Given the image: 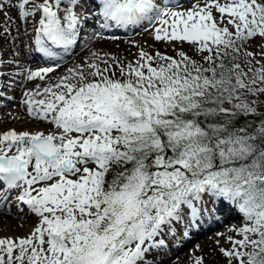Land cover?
I'll return each mask as SVG.
<instances>
[{
  "label": "snow or ice",
  "instance_id": "1",
  "mask_svg": "<svg viewBox=\"0 0 264 264\" xmlns=\"http://www.w3.org/2000/svg\"><path fill=\"white\" fill-rule=\"evenodd\" d=\"M93 5L99 16L89 17ZM16 7L22 20L40 14L36 51L48 57L49 45L67 50L101 17V28L152 25L175 54L137 46L122 62L93 52L103 68L89 62L23 93L27 115L53 130L0 135V204L15 191L38 217L29 235L0 238V264H155L158 236L183 224L186 238L225 209L241 226L217 233L229 245L216 240L224 264H264V43L249 50L264 41V0H196L184 11L163 0ZM53 71L23 69L28 81Z\"/></svg>",
  "mask_w": 264,
  "mask_h": 264
},
{
  "label": "rangeland",
  "instance_id": "2",
  "mask_svg": "<svg viewBox=\"0 0 264 264\" xmlns=\"http://www.w3.org/2000/svg\"><path fill=\"white\" fill-rule=\"evenodd\" d=\"M3 1L8 3L11 0H3ZM15 1H16V3L19 2V0H15ZM34 2L38 4V3H41L42 0H34ZM165 2L166 1L163 0L164 4H165ZM200 2L202 4L203 0H200ZM194 3H196V0H173L170 4L167 5V3H166L165 5L168 7H172L173 10L184 11L186 9H190ZM26 7L30 8L31 5H28ZM78 9L79 8L74 9V10L78 11ZM89 14H91V13H89ZM214 15L218 16L219 14L214 13ZM39 17H40V14L37 13L35 17H29V18H27V20L21 19L23 21L22 22V25H23L22 26V37L23 38L26 39L27 30H29L31 32V35H32V32H34V29H36V27L38 26L37 21H38ZM87 27H93V22H90L89 24L85 25V29H86L85 32H87L89 30V28H87ZM97 34H100V33H97ZM118 35H120V36H118ZM32 37H33V35H32ZM100 37L105 38V39H107V38L108 39H115V38L124 39V40H128L130 42V45H128V46H125V45L116 46V49H114V51H107L109 56L117 57L122 62H127V61L130 62V61H134L136 59V55L138 53V47L137 46H142L144 48V50H146L150 53H154L155 51L159 50L161 52H167V54H169V55L175 54L173 51V47L171 45H169L163 41L157 42L154 40V36H153V32H152V25H148L147 30H145L144 27H139L136 30H132V29L128 30L124 34H111L109 32H105V33L100 34ZM29 39H26L24 41V45H25V48L27 51L32 49V41H31V43H29V41H30ZM84 39H85V36L83 35L82 39L79 41L80 44L82 43V41ZM253 43L256 45V47L251 48L249 50L259 52L260 51L259 44L264 43V41L257 38V40L254 41ZM177 47H178V45H177ZM183 50L188 52V54L190 56H195V58H197V59L199 58V56L196 55L192 51L191 47L188 44H184ZM98 53H101L100 54L101 58L102 57L108 58V56H105L106 53H104L103 51H99V52H97V54ZM116 53H118L117 56H116ZM92 54H93V52L91 51L89 55L82 56L81 61H80L81 63H77V64L80 65V64H87V63L91 62L90 58L93 56ZM5 55H6L5 49L2 45H0V61H2V63H0L1 67L6 63L5 61L7 59H6ZM72 55H73V53L66 56V57L70 58ZM66 57H63L62 61H60V62L57 61V62L51 63L54 60H50V61H48L49 63H45L44 66L52 67L55 70V69H57V67L64 66ZM257 58H259V57H257ZM239 62L242 63V60ZM10 63L16 64V63H18V60H11ZM32 63L36 64V62H32ZM97 63H99L100 67H102V68L105 66L104 64L100 63L99 60H97ZM41 64H43V63H41ZM1 67H0V70H1ZM67 68L73 69L70 66H67L65 69H67ZM22 69H24V68L14 67L12 70H8L9 72L7 70H4L5 72L1 71L2 75H3V76H0V82H1V86H0V107H2V108H0L1 112L7 111L13 107H17V105L19 103L17 97H15V94H14L15 93L14 84L19 85L22 82L21 74L24 73ZM245 70H247V69H245ZM67 72H68V70H67ZM64 73H66V71L61 73L60 76H63ZM52 74L57 75L58 73L55 71ZM53 75H51V76H53ZM117 76H119L118 70H117ZM8 97H12L13 99H8ZM23 99L21 98L20 101ZM261 99H264V96H261ZM4 108H7V109H4ZM1 112H0V118L3 120L0 119V122H1L0 123V135H2L3 133H5L7 131H10V130H15L18 133L22 132V131H27L28 128L25 127L26 124H23L24 127L21 130L18 129L19 123H21L23 121H30L26 116H24V115L16 116L15 113L10 112L11 114H8L7 116H5V118H2L3 113L1 114ZM4 126L6 127V129H4L5 128ZM29 129H31V128H29ZM40 129H41V131L42 130L45 131V127H43L42 125H41ZM32 130H34V132L40 131L38 129V127L35 128L34 125L32 127ZM34 132H32V133H34ZM15 208L18 209L19 211H22L23 213L27 212V210H26L27 206H25L23 204H19L18 201L15 200V193H14L13 196L9 197V200L7 203H3L0 205V214L2 215V216H0V238H4V237L16 238V237H18V235H26L27 236L28 233L30 234L33 231L34 227L36 226L35 225V226L27 228V229L21 228V229H18L19 231H17L16 230L17 228L15 227V224H16L15 220L12 219V215H11V218L9 216L10 215L9 212ZM174 227H175V235L167 234V232H165V234H163L162 236H158L160 238H157L158 240H160V239L164 240L165 244H164L162 249L166 252L170 251V249H168L170 247V245H176V244L183 245L184 244V243H182L183 237H184L182 235V232L184 230V225L183 224H175ZM230 227H232V226H230ZM228 228L229 227L224 228V231L226 233L228 231ZM221 232L222 231H219V232L217 231L215 233L216 236L213 237V239L208 240L207 243H200V241H199V243H196L194 246H192L190 248V250H189V248L187 250H185V251L189 250L188 251L189 253L186 254L181 259L180 258L179 259H177V258L162 259L157 264H190L189 263L190 262V256L192 254L205 256L206 257V264H224V258L220 255L219 250L216 247V240L219 239L221 246H223L225 248H227L229 245L227 244V242L225 241V239L223 237L217 236V233H221ZM203 234L200 237H203L204 236ZM228 234H231V233H228ZM186 245H188V244H186ZM197 248H199V251H197ZM159 258H161V257H159Z\"/></svg>",
  "mask_w": 264,
  "mask_h": 264
},
{
  "label": "bare ground",
  "instance_id": "3",
  "mask_svg": "<svg viewBox=\"0 0 264 264\" xmlns=\"http://www.w3.org/2000/svg\"><path fill=\"white\" fill-rule=\"evenodd\" d=\"M172 1L173 0H166V2L168 4H170ZM3 3L5 5L4 12L7 13V16L0 13V45H2L5 49V53H6L5 57L7 60L5 61L6 63L1 67L0 71L12 70L14 67H17V68H25L26 67V68H29L32 70H34V69L38 70L39 68L48 67V66H44V64H41L42 63L41 60H43V58L40 57L36 52L31 53L29 50L27 51L25 48L24 41L26 39L30 38L29 39L30 40L29 43H30L32 40V35H31V32L29 30H27L26 39L22 37V26H23L22 22L23 21L18 16V9L16 7V1L11 0L8 3L3 1ZM78 10H80V9H78ZM5 29H7V30H5ZM110 29H112V28H110ZM120 30H122V28H115L114 29V31H117V32ZM96 31H97L96 29L91 28V32H86L87 37L85 38L84 42L82 43L83 45L82 44L81 45L78 44V46L74 45V52H72L73 55L70 58H68V57L65 58L64 66L57 67V69H55L53 71V72L56 71L58 73L57 75H53L52 74L53 72H52V73H49L48 76L45 77V79L43 81H41L39 79H37L35 81H28L26 79V74L25 73L21 74L22 82L19 85L14 84V86H15V88H14L15 93L14 94H15V97H17L19 103H18L17 107H13L7 111H2V112L0 111L1 114L3 113L2 118H5V116H7L8 114H11V113H15L16 116L24 115L30 121H23V122L19 123L18 129L21 130L24 127L23 124H26L25 127L28 128L27 129L28 132H34V130H32L33 125L35 126V128L38 127V129L40 131H41V129H40L41 125L43 127H45V131L42 130V132H45L46 134L48 131L53 130V125L48 124L44 121H36L27 115L26 106L23 103V100L25 99L23 93L25 91L35 89L37 86H40L42 88V87L47 86V85L55 84L57 81H59L61 79V77L65 76V75H69V72H67V70L69 68L65 69L67 66H70L73 69H76L79 67H85L86 68L87 64H80L79 65L77 63H81L80 61H81L82 56L89 55L91 51L95 52V53H97L99 51H103L104 53H107V51H114V49H116V46H123V45L128 46V45H130V42L128 40L117 39V38H115V39L102 38V37H100V35H98L96 33ZM83 32H85L84 28H82V30L78 32L77 36L79 37L81 35L80 37H82V35H84ZM118 36H120V35H118ZM53 51L56 52L57 54H59V52H60V50L56 47H53ZM118 53H116V56ZM100 54L101 53H98V55L101 57ZM102 58L107 59L106 57H102ZM11 60H18V63L11 64L10 63ZM90 61L91 62H93V61L97 62V60H95V57H93V56L90 58ZM32 62H36V64H33ZM65 71H66V73H64L63 76H60V74L65 72ZM51 75H53V76H51ZM21 98L22 99L24 98V99L20 101ZM0 108H2V107H0ZM4 109H7V108H4ZM1 120H3V119H1ZM29 128H31V129H29ZM4 129H6V127ZM26 210H27V212L23 213L22 211H19L18 209L15 208L9 212L10 218L12 215V219L15 220V222H16L15 227L17 228L16 229L17 231H19L18 229H21V228L27 229V228L33 227L38 223V217H36L34 214L30 213L28 208H26ZM226 211L227 210L225 209L221 214L216 215L215 219H212V218L206 219L202 223L200 228H189L188 229V236L186 238L183 237V241H182V243H184L183 245H180V244L170 245V247L168 248V249H170L169 252H166L163 249H157L156 251H159L160 254L156 257L155 264H157L160 260L167 259V258H172V259H174V258L179 259L180 258L181 259L186 254H188L189 253L188 251L190 250V248L192 246H194L196 243H199V241H200V243H207L208 240L213 239V237L216 236L215 233L217 231L218 232L222 231L221 233H226L224 231L225 227L231 228L230 226H232V227L241 226V220H240L239 216L235 212L230 214L227 211V214H226ZM0 216H2V215L0 214ZM202 234L204 236L200 237ZM227 234H228V231H227ZM28 235H29V233H28ZM25 236L26 235H18V237H25ZM157 238H160V237H157ZM186 244H188V245H186ZM188 248H189V250L185 251ZM159 257H161V258H159Z\"/></svg>",
  "mask_w": 264,
  "mask_h": 264
},
{
  "label": "trees",
  "instance_id": "4",
  "mask_svg": "<svg viewBox=\"0 0 264 264\" xmlns=\"http://www.w3.org/2000/svg\"><path fill=\"white\" fill-rule=\"evenodd\" d=\"M261 111H264V108H262V109H260ZM244 118H241V120H243ZM247 119H252L251 117H248ZM259 119H256L255 120V123L257 124V125H259ZM111 178H112V174H110L109 176H108V179L109 180H111Z\"/></svg>",
  "mask_w": 264,
  "mask_h": 264
}]
</instances>
